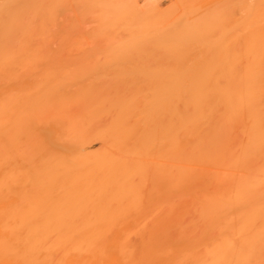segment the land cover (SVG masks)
Listing matches in <instances>:
<instances>
[{"label": "bare ground", "instance_id": "obj_1", "mask_svg": "<svg viewBox=\"0 0 264 264\" xmlns=\"http://www.w3.org/2000/svg\"><path fill=\"white\" fill-rule=\"evenodd\" d=\"M37 1L44 9L48 1L58 5L68 0H0V264H264V26L234 35L233 41L239 40L234 48H227L231 39L220 35L224 47L219 48V40L218 46L210 45L217 52H206L202 43L208 35L198 36L200 43L191 32H166L176 27L165 21L146 19L134 26L128 21L122 33L136 39L127 42L130 50L141 39H155L158 45L168 38L187 39L169 41V52L161 43L156 52L162 58L156 46L149 49L156 44L151 39L152 45L144 48L150 55L140 46L135 49H141L140 58L126 48L128 37L119 34L125 39H117L121 42L115 50L126 44L123 49L129 51L122 53L128 57L121 52L111 57L107 53L114 49L107 47V60L118 62L115 69L121 65L124 76L130 80L133 73L136 80L107 81L103 70L112 62L104 64L92 55L91 62L104 66L99 64L95 73L98 64L86 57L95 73L91 70L89 76L95 79L100 72L110 82L101 77L91 82L85 80L88 71L82 73L86 61L78 63L85 49L75 59L72 52L64 54L67 59L61 56V67L69 61L65 70L60 62L57 68L41 64L44 56L52 60L53 52L48 55L44 44L47 32L37 36L32 21L35 15V23L41 18L39 11L51 16L48 6L43 12ZM120 3L106 4L105 13L110 18L116 14L113 23L127 10ZM130 8L128 12L135 11ZM146 13L153 15L152 10ZM98 22V30H105ZM66 24L70 35L75 29ZM35 43L49 51L44 55L40 49L41 59ZM56 56L55 62L62 61ZM68 65L79 69H71L72 75L86 76L64 79ZM128 69L133 72L125 73ZM95 142L98 146L90 149ZM146 207V213L153 208L145 216Z\"/></svg>", "mask_w": 264, "mask_h": 264}, {"label": "rangeland", "instance_id": "obj_2", "mask_svg": "<svg viewBox=\"0 0 264 264\" xmlns=\"http://www.w3.org/2000/svg\"><path fill=\"white\" fill-rule=\"evenodd\" d=\"M41 1H43V0H41ZM41 1H40V4H42L41 3ZM67 1V0H66ZM66 1H64V2H66ZM74 1H76V2H74ZM123 2L124 4H126V6L123 4V3H120V4H122V6L124 5L126 8H127V10H129V9H132V8H130V7H135V11H131V13H134L135 12V14H131L130 12H128L125 8V11L123 10L122 11V15L123 16H121L120 17V15L121 14H119V16H117L116 18H118L119 17V19L121 20V19H123V17L125 16V15H127L128 17L129 16H131V17H129V19L127 18V17H124V19L122 20V21H124V22H121L119 19H117L118 21L117 22H114L113 23V21H111L112 19L111 18H114L115 17V13H113L112 12V17L110 18V16L111 15H109V14H107V13H105L107 10V8H106V4H115V3H117V4H119V2ZM126 0H95V2H94V0H68L66 3H61V4H58V5H56V3H54V2H52L51 4H50V1H48V2H46V4H45V2H44V4L46 5V6H48L47 7V9L49 8L50 10V12H47V11H45V8H46V6L44 7V9L43 8H41L42 6H44L43 4L42 5H40L39 6V1H37V6L39 7V8H41L42 10H43V12L45 11V12H47V13H49V15L51 16V17H47V14H46V18H48L47 20H46V18H45V14L43 13V14H41V12L39 11V9H37L36 11H39V14L37 13V16H38V18L41 16V18H43V15H44V18L43 19H38V20H36V21H38V22H36V23H39V24H36L35 23V18H36V13H34V15H35V17H34V20L32 21V22H34L33 24H35V25H33V27H35V29L36 28H38L39 29V25L41 24V22L39 21V20H42V21H44L43 22V24L44 23H46V24H42L43 25V27H45L44 29L41 27L42 25H40V27L42 28H40L39 29V31H38V29H36V31H32L33 33H35L37 36L39 35H43V34H45L46 32V34L48 35V36H44V38H47V40H45L46 41V43H44V44H46V46L48 47V49H49V51H50V54H48V55H52L51 54V51L53 52V56H50V57H52V60H49V59H47V60H45V57L46 56H44L43 57V52H44V55H47V54H45V51H46V49H47V47L43 44L42 46H44V47H42V46H38V44H37V46L39 47V49H37V47H36V43H35V47H36V49H35V52H36V54H38V55H40V56H38L42 61H43V63H42V61H41V64H46L47 66L49 65V64H53L54 65V63H55V67L57 68V64H59V62H60V68L62 69V67H63V70H65V66H66V63L67 62H69V61H67L66 63H63V64H65V65H63L62 67H61V62H64L62 59H67L66 57H65V55H68L69 56V54H71V52H72V54L74 53V55H71V57L73 56V58H74V56H76V58H77V56H78V54H80L79 52V50L80 49H82V51H83V49H85V51H83V53L84 52H86V53H84L86 56H83V54H81L82 56H83V61H82V56H78V57H80V59L79 60H81V61H76V63L78 62V63H83V62H85V67L89 64L88 63V60H89V62L90 63H92L91 62V59H92V55H94V57H96V56H99L100 58H102L103 60H105V62L103 61V63L104 64H106V62L108 61L109 62V60L111 59H109V60H107V58H108V55H110L111 56V54H112V56H117V54L116 53H118V55H120V53L119 52H121V55H123L124 57L125 56H127L126 54L127 53H122V49L123 48H125V45H123L124 47L123 48H121L120 49V51L118 52V48H117V50H115V47H118L119 45H118V43L119 42H121V41H119V42H117L118 40H119V38H122L123 40L126 38V37H128V35L125 33V32H127V31H125L124 32V34L122 33L123 32V25L122 24H124V23H127L128 25H130L131 23H132V25L134 26L135 24H133V23H138V21H141V20H146V19H151V20H157V21H165V22H167L168 23V25L169 26H175L176 28L175 29H173V30H170V31H166V32H175V33H177V34H181V33H186V32H191V33H193L195 36L194 37H200L201 39L203 38V37H205V36H209V37H205V40H204V43H202L203 41L199 38H194V39H196V42H198L197 40H199V41H201L200 43H202V44H204V45H206L205 47H206V52H209V51H214V49H215V51H216V46H218L219 44V40H220V42H223V43H220V45H219V48L221 47V46H223L224 47V40H230L231 39V44H232V47L230 46L229 47V45H228V43L226 44L228 47L227 48H234L235 46H236V42H237V44L239 43V40H236V41H233L235 38H232V37H234V35H241V34H247V33H252V32H254V31H256V30H258V28H260V27H262V26H264V1H262V2H259V3H257V0H128V1H126ZM131 2V4H129L130 2ZM69 2V3H68ZM74 2V3H73ZM77 2H79L78 4H77ZM129 2V3H128ZM132 2H133V4H132ZM72 3V4H71ZM90 4H92V5H89ZM50 5V6H49ZM54 5V6H53ZM76 5H77V7H76ZM79 5H81V7L79 6ZM84 5V6H83ZM105 5V6H104ZM127 5H128V7H127ZM130 5H132V6H130ZM134 5V6H133ZM59 6V7H58ZM61 6L63 7V8H61ZM72 6V7H71ZM122 6H120L121 8H120V10H122ZM56 7V8H55ZM69 7V8H68ZM76 7V9L74 10L73 8H75ZM118 7L119 6H117V10H118ZM37 8V7H36ZM59 8H61V10L58 9ZM66 8V9H65ZM79 8V9H78ZM90 8V9H89ZM40 9V10H41ZM64 9V10H63ZM84 9V10H83ZM70 10V11H69ZM83 10V11H82ZM114 10V9H113ZM151 10H152V12H153V15H151V16H149L148 14L149 13H146V12H151ZM61 11V12H60ZM66 11H69L70 13H68V12H66ZM74 11V12H73ZM85 11V12H84ZM53 12V13H52ZM64 12V13H63ZM79 12V13H78ZM123 12H125V13H123ZM128 12V13H127ZM63 15H62V14ZM76 13V14H75ZM78 13V14H77ZM86 13V14H85ZM87 13H90V15L88 16V14ZM118 13V12H117ZM72 14H74V17H72L71 15ZM86 16H85V15ZM111 14V13H110ZM113 14H114V17H113ZM57 15V16H56ZM66 15H70V16H66ZM77 15H79L78 17H77ZM94 17H93V16ZM109 15V16H108ZM146 15H148V16H146ZM59 16H61L60 18H59ZM91 16V18H89ZM62 17H63V19H62ZM64 17H67V18H65V20H66V22H68V26L66 27V28H68L69 26L74 30L70 35H69V32H71L72 30H68L67 31V29L65 30L64 28H65V24H66V22H64L65 20H64ZM69 17V18H68ZM86 17V18H85ZM98 18V20L97 21H99L98 22V24L102 27L100 30H102L103 28L105 29V30H107V32H105V30H102V31H99L98 29H99V27H96L97 26V21H96V23H95V20ZM133 17V18H132ZM33 18V17H32ZM51 18V19H50ZM71 18H73L72 20H71ZM57 19H59V20H57ZM61 19V20H60ZM84 19V20H83ZM87 19V20H86ZM94 19V20H93ZM64 20V21H63ZM69 20V21H68ZM75 20H76V22H75ZM81 22H83V23H81ZM83 20V21H82ZM90 20V21H89ZM93 20V21H92ZM71 21H73V23L71 22ZM79 21V22H78ZM114 21H116L115 19H114ZM128 21H130V24H129V22ZM31 22V23H32ZM56 22V23H55ZM63 22V23H62ZM91 22V23H90ZM113 24H112V23ZM120 22V23H119ZM20 23H22V25L24 24L22 21L20 22ZM30 23V24H31ZM49 23V24H48ZM81 23V24H80ZM87 23V24H86ZM92 23H94V24H92ZM60 26H59V25ZM61 24H63V25H61ZM85 25V26H83V25ZM89 24H90V26H89ZM122 26V28H120L121 26ZM21 25V24H20ZM19 25V26H20ZM37 25V26H36ZM48 25V26H47ZM49 25H51V26H49ZM67 25V24H66ZM96 25V26H95ZM126 25V24H125ZM131 25V26H132ZM31 26V25H30ZM59 26V27H58ZM80 26V27H79ZM93 26H95V27H93ZM48 27V28H47ZM58 27V28H57ZM70 27L68 28V29H70ZM75 27V28H74ZM91 27V28H90ZM30 28H32V27H30ZM63 28V29H62ZM96 28V29H95ZM117 28H118V30H117ZM21 29V28H20ZM33 29V28H32ZM54 29H55V31H54ZM78 29V30H77ZM84 29H86V30H84ZM89 29H90V31H89ZM113 29V30H112ZM23 30V29H22ZM34 30V29H33ZM41 30H43L42 32H41ZM46 30V31H45ZM65 30V31H64ZM82 30H84L85 31V34H83L82 36L80 35V32L82 31ZM88 30V31H87ZM92 30V31H91ZM96 31V33L94 32V31ZM114 30H115V32L117 33H112L111 31H113L114 32ZM117 30V31H116ZM54 31V32H53ZM80 31V32H79ZM84 31H83V33H84ZM119 31V32H118ZM89 32H91L90 33V36H88L89 35ZM98 32V33H97ZM101 32V33H100ZM211 32V33H210ZM218 32H220V33H218ZM225 32V33H224ZM53 33V34H52ZM68 33V34H67ZM76 33H78V37L76 36ZM191 33H190V35H191ZM207 33V34H206ZM228 33V34H227ZM34 34V35H35ZM60 34V35H59ZM82 34V33H81ZM94 34V35H93ZM96 34H98V38L96 39V37L95 36H97ZM104 34V35H103ZM107 34V35H106ZM119 34H122V35H124L123 37H125V38H123V37H120V36H122V35H119ZM192 34V35H193ZM210 34L212 35V36H214V38H212V36H210ZM35 35V38L37 37ZM55 35V36H54ZM70 37H69V36ZM100 35H102L103 37H101ZM106 35V36H105ZM109 35V36H108ZM110 35H112V36H110ZM117 36V38L115 37V36ZM191 35V36H192ZM203 36V37H201V36ZM217 35V37H218V40L216 39L217 37H215ZM222 36V38L225 36V35H227V37L225 36L224 37V40H222V38L220 39L219 37H221ZM58 36V37H57ZM81 36V38H79ZM85 36V37H84ZM105 36V37H104ZM114 36V37H113ZM190 36V37H191ZM228 36H230L231 38H229V39H227L228 38ZM41 37V36H40ZM54 37V38H53ZM56 37H57V39H56ZM82 37H83V40L81 41V39H82ZM101 37V38H100ZM109 37V38H108ZM130 37V36H129ZM129 37L128 38H126L124 41H125V43H127L128 41H129V44H132V43H130L131 41L130 40H134L133 42H135V40L136 39H131V37H130V39H129ZM43 38V37H42ZM43 38V39H44ZM50 38V39H49ZM69 38V39H68ZM70 38H72V40L70 39ZM78 38V39H77ZM91 38V39H90ZM108 38V39H107ZM110 38H112V39H110ZM114 38V39H113ZM180 38V39H179ZM182 37H178V38H173L172 40H170L171 38H168V39H166L167 41H163V42H161V41H159V45L156 43L157 41L155 40V39H152V42H153V44H155V45H152V43H150L151 42V39H148V41H147V39H145V41H142V39L140 40L141 41V43H139L138 45H136L137 47L138 46H140V47H142V49L144 50V48L145 49H148L151 45L153 46V48H152V46L149 48V49H153L154 50V46H156L155 47V52H156V50H158V49H156L157 47H161V43H164V45H162V46H164L165 47V44H166V46H167V48L169 49H171V41H172V43L174 42V44H175V41L176 42H179V41H177V40H180V42H181V40L182 41H185L186 39L184 38H182ZM193 38V37H192ZM191 38V39H192ZM237 39L239 38V37H236ZM40 39V41H43V39L41 40V38H39ZM49 39V40H48ZM79 39H80V41H79ZM96 40V42H95V40ZM102 39V40H101ZM118 39V40H117ZM129 39V40H128ZM175 39V41H173ZM208 39V40H207ZM211 39V40H210ZM213 39H215V40H213ZM37 40V41H36ZM36 42L37 43H39V41H38V39L36 38ZM69 40V41H68ZM89 40V41H88ZM90 40H92V42L90 41ZM114 42H113V41ZM144 40V39H143ZM153 40H155L156 42H154ZM207 40V41H206ZM66 41V42H65ZM76 41H78V42H76ZM85 41V42H84ZM100 43H99V42ZM139 41V40H138ZM138 41H136V43H138ZM139 41V42H140ZM170 41V42H169ZM193 41H195V40H193ZM192 41V42H193ZM210 41V42H209ZM213 41V42H212ZM44 42V41H43ZM48 42V43H47ZM64 42H65V44H64ZM80 42V43H79ZM123 42V41H122ZM148 42V43H147ZM196 42H194V44H196ZM209 44V45H207V43ZM216 42H218V43H216ZM55 45H54V44ZM96 43V44H95ZM99 45H98V44ZM104 43V44H103ZM106 43V44H105ZM113 43V44H112ZM117 43V44H116ZM124 43V42H123ZM199 43V44H200ZM206 43V44H205ZM230 43V42H229ZM79 44H81V46L79 45ZM86 44H88V45H86ZM134 44V43H133ZM147 44H148V46H147ZM149 44H150V46H149ZM173 44V45H174ZM194 44H192V46H194L195 47V45ZM198 44V43H197ZM201 44V45H202ZM230 44V45H231ZM39 45H41V44H39ZM49 45V46H48ZM51 45H53L52 47H51ZM83 45V46H82ZM88 46V47H86V46ZM90 45V46H89ZM92 45H95V46H92ZM103 45V46H102ZM106 45H108V46H106ZM170 45V46H169ZM172 45V46H173ZM200 45V46H201ZM213 45H216L215 46V48L214 47H212L211 48V46ZM233 45H234V47H233ZM65 46H67L66 47V49L64 50V48H65ZM77 46V47H76ZM106 46V47H105ZM169 46V47H168ZM210 46V47H209ZM41 47V48H40ZM84 47V48H83ZM91 47L93 48L92 49V51H90L89 49H91ZM105 49H104V48ZM107 47L108 48H110L111 50H112V48L114 49V50H112V53L111 52H108L107 54H106V52L107 51H109L110 49H107ZM128 47H130V46H128V43H127V45H126V48H128ZM131 47H134L135 48V46L133 45H131ZM136 47V48H137ZM139 47V48H140ZM205 47H203L202 46V48H205ZM222 47V48H223ZM42 48H44V51L43 50H40V49H42ZM53 48V49H52ZM56 48V49H55ZM96 48H98L99 50H97ZM100 48H101V50H100ZM103 48V49H102ZM135 48V49H136ZM139 48H137V49H139ZM161 48H163V47H161ZM195 48H198V50H200L201 51V48L199 47V45H197ZM52 49V50H51ZM68 49V50H67ZM76 49V50H75ZM88 49V50H87ZM96 49V50H95ZM129 50H130V48H128ZM131 49H133V48H131ZM134 49V50H135ZM167 49V50H168ZM170 49L168 50V52L170 51ZM192 49V48H191ZM236 49V48H235ZM38 52H37V51ZM42 52V54H40V51ZM55 50H57V51H55ZM87 50V51H86ZM104 50V51H103ZM107 50V51H106ZM110 50V51H111ZM123 50H127V49H123ZM129 50H127V51H129ZM134 50H130V53L132 52V51H134ZM141 50V49H140ZM140 50L138 51V52H136V50L134 51L135 53H136V55H137V53H138V55L140 56V54H141V52H140ZM142 50V51H143ZM163 50H165V49H163ZM162 50V51H163ZM197 49H195V51H196ZM220 50V49H219ZM222 50V49H221ZM232 50V49H231ZM237 50V49H236ZM49 51H46V52H49ZM55 51V52H54ZM79 51V52H78ZM113 51H114V53H113ZM116 51V52H115ZM127 51H124V52H127ZM159 51V50H158ZM192 51H194V50H192ZM191 51V53H193ZM200 51H198V52H200ZM214 51V52H215ZM218 51V50H217ZM216 51V52H217ZM227 52H228V49L226 50ZM229 51H230V49H229ZM68 52V53H67ZM75 52H77V53H75ZM88 52V53H87ZM105 52V53H104ZM134 52H133V55H134ZM144 53L146 52H148V54H149V52L150 51H147V50H144L143 51ZM142 52V53H143ZM155 52H153V53H155ZM164 52V51H163ZM163 52H162V54H163ZM197 52V51H196ZM197 52V53H198ZM227 52H226V57H227ZM57 53H59L58 55H59V58H58V60L60 59V58H62V57H64V58H62V59H60V60H62V61H58V62H55V60H53V57H55L56 55H57ZM60 53H61V55H60ZM67 53V54H66ZM82 53V52H81ZM98 53H100V55L98 54ZM129 53V52H128ZM157 53V52H156ZM155 53V54H156ZM175 53V52H174ZM178 53V52H177ZM177 53H176V56H177ZM191 53H189L188 54V56H190L191 55ZM195 53V52H194ZM194 53H193V55L192 56H194L195 58H197L198 57V55H197V57H196V55H194ZM197 53H195V54H197ZM56 54V55H55ZM65 54V55H64ZM102 54V55H101ZM154 54V55H155ZM164 54H166V52L164 53ZM169 54V53H168ZM206 54V53H205ZM204 54V55H205ZM208 54V53H207ZM222 54H224L225 55V51L222 53ZM55 55V56H54ZM58 55L56 56V57H58ZM96 55V56H95ZM107 55V56H106ZM135 55V56H136ZM137 55V56H138ZM141 55H143V54H141ZM150 55V54H149ZM154 55H152V56H154ZM157 55H160V53L158 52L157 53ZM167 55V54H166ZM171 55V54H170ZM170 55H169V57H170ZM201 55H203V53L201 54ZM200 55V56H201ZM203 55V56H204ZM216 55V54H215ZM62 56V57H61ZM111 56V57H112ZM129 56H130V54H129ZM148 56V55H147ZM156 56V55H155ZM174 57V59L175 60H177L176 58L177 57ZM178 56H183L182 54H179ZM186 57V58H194V57ZM203 56H201V57H203ZM206 56L207 55H205V57L204 58H206ZM218 56V55H217ZM229 56V55H228ZM48 57V56H47ZM88 58V60H85V58ZM89 57H91V59H89ZM93 57V59H95ZM99 57H97V59L99 58ZM128 57V56H127ZM143 57H146V56H143ZM143 57H142V59H141V61H139V62H142V60H143ZM151 57V56H150ZM157 57V56H156ZM160 57L162 58V56L160 55ZM214 57V56H213ZM86 58V59H87ZM126 58V57H125ZM130 58H132V57H130ZM134 58V57H133ZM137 58V57H136ZM139 58V57H138ZM140 58H141V56H140ZM146 58H148V59H150L149 57H146ZM159 58V57H158ZM164 58V57H163ZM168 58V57H167ZM182 58V57H181ZM180 58V59H181ZM200 58V57H199ZM54 59H57V58H54ZM64 59V60H65ZM70 59V58H69ZM75 59V58H74ZM153 59H155V58H153ZM164 59H166V56H165V58ZM163 59V60H164ZM173 59V60H174ZM210 59H212V58H210ZM214 59H215V57H214ZM48 60H49V62L51 61V63H48L47 64V62H48ZM85 60V61H84ZM99 60V59H98ZM137 60H140V59H137ZM152 60V59H151ZM150 60V61H151ZM167 60V59H166ZM169 60H172V59H169ZM223 60V59H222ZM45 61H47L46 63H44ZM54 61V62H53ZM97 61V60H96ZM125 60H123V62H124ZM128 62H129V60H127ZM147 61V60H146ZM161 61V60H160ZM72 62V61H71ZM71 62H70V64H71ZM110 62H112L111 60H110ZM143 62H145V61H143ZM148 62V61H147ZM146 62V64H148ZM224 62V61H223ZM226 62V61H225ZM73 63H75V60H74V62ZM72 63V64H73ZM75 63V64H76ZM86 63H87V65H86ZM95 63V65H97L96 67H93V65L92 64H94ZM103 63H98V62H93L92 64H91V68L89 69V66H87L86 67V69L87 70H82L83 69V66H81L82 68H80L82 71V73H85L86 71H88V73H87V77H85V80H87L88 81V79H89V75H91L90 74V71L92 70V67L94 68V70L95 69H97V67L99 66V64H103ZM114 63H116V62H112V63H108L107 65H109V64H113V65H111L110 67L109 66H107L106 68L108 69V71L110 70V72H106L105 70H103V74L102 75H104V77L103 78H105L106 77V80L107 79H109L110 78V80H111V82H114V81H116L117 83H120V82H122L121 81V79L123 80L124 79V81H132L133 79L134 80H136V78H133V76H134V74L132 73V72H130V73H132V74H130L129 73V69H130V67H127V68H129L128 69V72H125V73H127V74H130V75H132V76H130V75H128V77L130 78H132V79H128V78H126L127 76H124V74H123V71H121L120 70V68H119V66H121V65H119L118 66V69L121 71V73H118L117 72V70L118 69H115L116 68V64L118 63H116L115 65H114ZM127 62H125L124 64L125 65H127L126 64ZM136 63V62H135ZM218 63V62H217ZM216 63V64H217ZM219 63H221V60L219 61ZM84 64V63H83ZM104 64H103V66H104ZM120 64H122V63H120ZM138 64V63H137ZM137 64H135L136 65V67H138L137 66ZM141 64V63H140ZM143 64V63H142ZM221 64H223V63H221ZM81 65V64H80ZM80 65H78V67L80 66ZM90 65V64H89ZM94 65V66H95ZM123 65V64H122ZM125 65H124V67H125ZM151 65V64H150ZM154 65V64H153ZM224 65V64H223ZM223 65H222V67H223ZM228 63L225 65V67H227L228 68ZM69 66V65H68ZM75 66V65H74ZM103 66H101V67H103ZM113 66H115L114 68H113ZM128 66H130V65H128ZM147 66H149V65H147ZM146 66V67H147ZM155 66V65H154ZM214 67L216 66H218V64L217 65H213ZM220 66V65H219ZM48 67H50L51 68V66L49 65ZM71 67H72V65H71ZM100 67V68H101ZM133 67H134V65H133ZM133 67H132V69H133ZM140 68L142 67V65H140L139 66ZM138 67V68H139ZM143 67H144V64H143ZM142 67V70H143V73H144V68ZM153 66H151V68H152ZM157 66H155L154 68H153V70L156 68ZM215 67V68H216ZM49 68V69H50ZM53 68V67H52ZM74 68H76V69H78L77 68V66H75ZM74 68L72 69V68H70V66H69V70H68V67L66 68V70H68L69 72L71 71V69L72 70H74ZM100 68H99V70H100ZM105 68V67H104ZM105 68V69H106ZM148 68V67H147ZM224 68V67H223ZM55 69V68H54ZM61 69H57V70H59L58 72H60V71H63V70H61ZM85 69V68H84ZM89 69V70H88ZM103 69V68H102ZM106 69V70H107ZM112 69H115V70H112ZM122 69H124L123 68V66H122ZM131 69V70H132ZM226 69V68H225ZM50 70H52V69H50ZM56 69H55V71H57ZM79 70V69H78ZM78 70L77 71H75V72H77V73H75V72H73V73H75V74H79L80 73V71L78 72ZM94 70H92V73H93V71ZM125 70V69H124ZM130 70V71H131ZM134 70V69H133ZM136 70H139V69H137L136 68ZM142 70L140 69V72H142ZM148 70V69H147ZM152 70V71H153ZM158 70V69H157ZM156 70V71H157ZM219 70H220V68H219ZM222 70V69H221ZM220 70V71H221ZM85 71V72H84ZM112 71V72H111ZM119 71V72H120ZM127 71V70H126ZM149 72H150V68H149V70H148ZM155 71V70H154ZM214 71H216V70H214ZM225 71V70H224ZM52 72V71H51ZM72 72V71H71ZM71 72L70 73H67V72H60V73H63V75H64V73H67V74H69V77L67 78V74H65L64 75V79L66 78V80H71V78H70V75H72L71 74ZM102 72V71H101ZM114 72H116V73H114ZM136 72V71H135ZM139 71H137V73H140ZM145 72H146V70H145ZM217 72V71H216ZM95 73H98V72H96V70H95ZM95 73H93V74H95ZM136 73V74H137ZM143 73H140V74H143ZM157 73V72H156ZM109 74V76H107ZM146 74V73H145ZM150 74H153V75H150ZM154 74H155V72L154 73H149L148 75H150L149 77H154ZM74 75V74H73ZM72 75V79H74L73 81H77V77H79V75H81L80 77H84V76H86V74L85 75H82V74H79V75H74L73 76ZM111 75H113V76H111ZM126 75V74H125ZM147 75V76H148ZM62 76V75H61ZM93 76V75H92ZM96 76V75H95ZM94 76V77H95ZM116 76V77H115ZM121 76V77H120ZM123 76V77H122ZM136 76V75H135ZM134 76V77H135ZM143 76V75H142ZM74 77V78H73ZM100 77H101V75H100V72H99V76H97V78L95 77V79H93L92 77H90V78H92L91 79V82H94V80H95V82L98 80V78L100 79ZM120 77V78H119ZM125 77V78H124ZM137 77V76H136ZM81 78V79H82ZM140 78H142V77H140ZM80 79V78H79ZM118 79V80H117ZM139 79V78H138ZM137 79V80H138ZM145 80H146V78H144ZM156 79V78H155ZM101 80L103 81V82H106V83H109V82H107L106 80H104V79H102V77H101ZM100 81V80H99ZM98 81V82H99ZM79 82V81H78ZM93 145V146H92ZM98 146V143H92L91 145H90V149H94V148H96ZM148 184H146V186H145V188H144V193H145V191L146 190H149V192L151 191L149 188V185L147 186ZM149 192H146L145 194H148ZM148 196H149V194H148ZM146 200H147V198H146ZM152 208L153 207H151V209H149V212H147V213H149V214H147L146 213V210L148 209V207H146L145 208V216L146 215H150V212H151V210H152Z\"/></svg>", "mask_w": 264, "mask_h": 264}]
</instances>
